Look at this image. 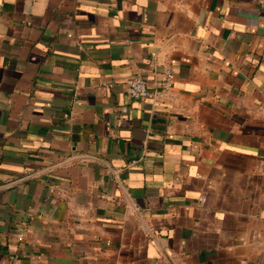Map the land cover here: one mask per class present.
<instances>
[{
  "label": "crops",
  "instance_id": "crops-1",
  "mask_svg": "<svg viewBox=\"0 0 264 264\" xmlns=\"http://www.w3.org/2000/svg\"><path fill=\"white\" fill-rule=\"evenodd\" d=\"M0 264H264V0H0Z\"/></svg>",
  "mask_w": 264,
  "mask_h": 264
},
{
  "label": "built area",
  "instance_id": "built-area-1",
  "mask_svg": "<svg viewBox=\"0 0 264 264\" xmlns=\"http://www.w3.org/2000/svg\"><path fill=\"white\" fill-rule=\"evenodd\" d=\"M172 84L170 72L166 74V81L162 91L158 92L159 97L167 96ZM128 96L132 100L141 101L149 97L150 91L148 82L142 76H135L128 82Z\"/></svg>",
  "mask_w": 264,
  "mask_h": 264
}]
</instances>
